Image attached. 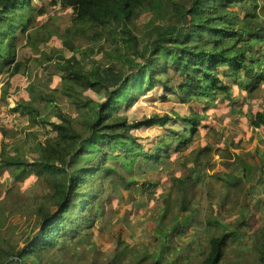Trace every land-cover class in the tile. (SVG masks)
<instances>
[{
  "label": "trees",
  "instance_id": "1",
  "mask_svg": "<svg viewBox=\"0 0 264 264\" xmlns=\"http://www.w3.org/2000/svg\"><path fill=\"white\" fill-rule=\"evenodd\" d=\"M259 1L0 0V75L20 73L19 31L25 38L24 46L37 49L48 42L50 35L44 33L45 26H32L35 12L44 13L42 7L37 9L39 3L71 9L76 33L98 30L95 34L100 36L111 30L114 39L130 52L115 53L116 64L111 70L92 65L90 72L84 73L72 60L66 61L57 72L60 92L71 99L78 117L56 110L57 121L49 123L51 135L44 148L37 146L35 156L28 157L20 146L0 151V169L16 173L33 170L46 175L50 187L45 200L33 210L34 233L23 247L0 243V264H76L72 261L76 251L87 245L92 233L84 234L85 239L75 245L70 243L94 227L102 209L100 200L107 197H102L104 188L111 185L128 191L135 186L136 182L125 181L121 172L138 159L149 165L170 166V149L182 152L188 148L197 128L208 121L211 106L215 111L229 107L233 112L246 106L253 132L257 135L264 131V8ZM162 2L182 7L177 24L154 37H138L133 15L152 13ZM31 27L34 29L29 31ZM169 72L178 75L177 84ZM110 76H115L117 82L112 90L107 85ZM233 87L244 96L236 98ZM158 88L187 105V114H155L137 120L121 115L123 108ZM87 91H103V101L87 99ZM13 111L37 115L33 104L17 105ZM169 122L177 125V130H163L147 146L133 134L141 129L165 127ZM186 126L190 129L186 130ZM185 132L188 139L184 138ZM211 153L209 148L199 149L197 157L206 159ZM247 155L254 160L253 166L239 153L234 154L237 162L223 163L227 170L237 169L226 175L229 188H244L245 183L264 187V151L255 147ZM107 162L116 164L108 166ZM191 187L188 180L179 184L173 190L176 198L168 200L162 209L158 234L163 238L168 237L165 231L169 229L184 230L189 217L183 215L191 211ZM164 222L168 224L166 228ZM256 235L258 257L251 264H264V232ZM237 236L236 230L230 235L213 234L202 264H219L226 256L229 239ZM117 242L118 250L108 264H116L117 256L125 255L127 244L120 238ZM52 249L58 252L49 255ZM147 257L151 258L144 255L134 264H146ZM162 259L160 255L151 264H161ZM90 264H95L93 259Z\"/></svg>",
  "mask_w": 264,
  "mask_h": 264
},
{
  "label": "rangeland",
  "instance_id": "2",
  "mask_svg": "<svg viewBox=\"0 0 264 264\" xmlns=\"http://www.w3.org/2000/svg\"><path fill=\"white\" fill-rule=\"evenodd\" d=\"M259 2L264 8V0ZM41 7L44 13L36 15L35 12L32 26L44 25V33L50 35L48 42L40 44L37 49L24 46L25 38L19 31L21 49L17 60L22 64L20 73L11 71L0 75V151L4 147L11 151L20 146L28 157L35 156L37 146L45 147L51 135L49 123L57 121L56 110L78 117L71 99L60 92L61 82L57 74L60 67L72 60L84 73H89L92 65L111 70L116 64L115 53H130L125 45L114 39L111 30L100 36L95 34L98 30L76 33L72 28L71 9L52 7L48 2L39 3L37 9ZM181 9L178 4L162 2L152 13L134 14L132 21L138 37L150 38L169 30L177 24ZM33 29L31 27L29 31ZM169 73L177 84L178 75ZM107 85L110 90L116 88V77L110 76ZM233 92L236 98L244 96L234 87ZM85 97L96 102L104 99L103 91H87ZM25 103L33 104L37 115L32 117L13 111L17 105ZM245 107L233 112L229 107L215 111V106H211L208 121L197 128L188 148L182 152H176L174 147L170 149L167 159L170 166L149 165L138 159L131 168L123 170L122 178L136 182V185L128 191L119 186L104 188L102 197L107 196L109 203L104 198L100 200L102 209L94 227L89 231L86 229L83 236H77L70 243L75 245L78 240L85 239L84 234L92 233L87 245L76 251L73 263L90 264L93 259L95 264H108L118 250L120 238L128 247L124 256H117L116 264H134L144 255L151 256L150 259L147 257L146 264L153 263L160 255L163 257L161 264H202L209 252V238L217 232L230 235L236 230L238 236L229 239L226 256L219 264H251L258 257L256 234L264 232V187L244 182V188H229L225 183L226 175L237 169L227 170L223 164L237 162L234 154L239 153L253 166L254 160L247 154H251L255 147L264 151V131H258L257 135L253 132ZM197 109L200 110L199 105ZM174 112L187 114V105L158 88L123 108L121 115L137 120L155 114L172 116ZM177 128L169 122L165 127L141 129L133 134L147 146L163 130ZM187 129L190 127L186 126ZM184 134L188 139V132ZM204 148H209L212 153L206 159H198L199 149ZM114 164L116 162L106 163L108 166ZM185 180L192 183L189 192L191 211L183 215L189 217L186 226L178 232L165 231L168 237L163 238L158 234L162 209L168 200L176 198L173 190ZM49 192L46 175L33 170L16 173L0 169V243L23 247L26 239L34 233L33 210ZM164 223L166 228L168 224ZM57 252L52 249L49 255ZM92 254L96 256L92 257Z\"/></svg>",
  "mask_w": 264,
  "mask_h": 264
}]
</instances>
